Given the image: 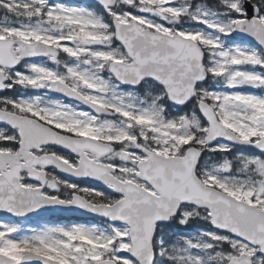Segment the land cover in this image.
I'll use <instances>...</instances> for the list:
<instances>
[{
  "label": "snow or ice",
  "instance_id": "snow-or-ice-1",
  "mask_svg": "<svg viewBox=\"0 0 264 264\" xmlns=\"http://www.w3.org/2000/svg\"><path fill=\"white\" fill-rule=\"evenodd\" d=\"M0 264H264V0H0Z\"/></svg>",
  "mask_w": 264,
  "mask_h": 264
}]
</instances>
